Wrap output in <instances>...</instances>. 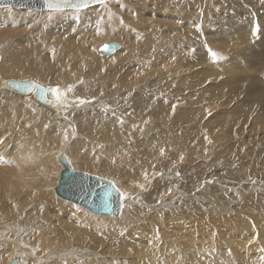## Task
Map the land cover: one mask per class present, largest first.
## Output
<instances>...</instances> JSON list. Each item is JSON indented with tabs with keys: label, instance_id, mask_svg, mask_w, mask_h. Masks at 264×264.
Listing matches in <instances>:
<instances>
[{
	"label": "bare ground",
	"instance_id": "6f19581e",
	"mask_svg": "<svg viewBox=\"0 0 264 264\" xmlns=\"http://www.w3.org/2000/svg\"><path fill=\"white\" fill-rule=\"evenodd\" d=\"M154 1L155 0H142L138 6L129 7L127 13L134 11L136 15H127V13H124V18L122 19L125 20L126 18L128 24H125L124 21H120L117 19L113 20V24L111 26H106L105 24L102 25V27L105 29V34L109 37H111L112 34L121 35L123 33H126L128 37L138 38L136 42L139 45H129L126 47L125 53H127V55H133L138 59L140 58V55H142L143 53L147 54V52L151 50V58L153 60L150 59L146 62L151 61L148 63L165 65L166 67V70L164 72L155 75L154 81L149 83V85L144 90L136 94V96L128 101H121L118 108H122V111L116 110L117 108L115 109V111V107L113 106V109L109 110L107 108H104V110V106L102 105V103H100V99L104 98H100L98 94L106 93L107 95L118 96L122 98L125 96V94L127 95L130 90L122 89L117 84L110 86V83H107L109 79L105 81L104 75H102L99 70L91 68V65H89L90 63L88 62V59L83 51V48L87 46V36L85 34L90 33L89 26L94 13H90V10H84L82 12H75L76 14H74V16H66L65 18H62L59 16L60 13H65L62 10L61 12H46L45 10L38 9H24L25 11L32 12L34 10H38V12L25 14V12H18L10 7L0 8V39L2 40L7 39V36L11 33L19 34L22 31L23 33H25L29 30L33 32L34 30H36H32L33 27H42V31L45 30V27L48 30L50 29L55 31V33L50 35L48 38H42L39 44V47L41 45H46L47 49L51 53L54 52L55 55L51 56L49 55V53L39 50L38 54L34 57V61H27L28 54H24L21 59L22 62H19L15 58L18 57V49L20 48L21 40L20 44H16V38L11 39L9 42L8 40H6L5 42H0V88L7 89L8 91H10L9 93L21 96L17 94L20 93L18 92V90L12 88L10 84H8V81L30 80L43 86L53 85L55 87V90L59 89V95L57 94L56 96L57 99L54 98L52 94L47 95L48 100L54 101L53 105L39 102L34 90L31 91L33 92L32 95H34L35 97L34 100L38 101L35 107H40V110H42L45 114L44 119L41 121L38 118H35L36 112L38 113V111L31 104L32 101L36 103V101L33 100L32 95H30L31 97H29L32 100L28 99L23 101L24 106L22 108H20L18 104V99L12 97H9L5 100V105H9L12 113L14 114V118L19 120L22 116L26 117V130L29 132L27 133L30 134V136H35L36 139L39 138V140L41 141H46L45 135L51 132H60L62 130L67 134V126H69L71 129L68 140H65L64 135L61 137V140L59 139V143H62L63 146L58 149L59 151L56 154V160L58 163H60V170L58 174L53 176H58L57 184L54 186L53 191L46 188L47 190L44 189L45 192H34L33 189L31 190L26 184L22 183L23 180L26 182V174H32L31 171L33 170V165H35L33 163L34 157H31L33 154H22V166L19 167V169L15 166V169L13 168V171H0L4 176L2 180L3 188L0 190L3 193L2 195L6 196L4 205L0 206V220H3L4 224L9 225L11 224L9 223V221L13 223L15 219L18 220L21 218V215L19 216L16 214V211L19 214V201L23 200V202L25 203L30 200L31 202V199L33 200L37 197L43 199L46 198V200L52 201L50 195L55 194L54 196H57L56 187L58 185V181L60 180V175L63 171V165L59 161V156L61 154L66 155L69 162L72 161L71 164L73 166V159L71 158V156H68L70 148H79L81 150L80 145L86 142V140L82 141L81 138L77 137V132L76 134L75 132H73L74 129L71 126V123H74L76 131L78 130V133L80 135L81 133L84 134L85 132L99 133L107 140L122 137L127 138V140L124 141V146L121 142L122 145L119 143V145L114 146L113 150H109L108 152L114 157H118V155L121 153L123 155L121 156V158L123 157V160L125 159V156L127 157L128 161H123V165H120V170L116 168L115 172L120 177H122V180L127 179L131 185H134L136 183L135 185L137 189L140 188L137 181L145 174V167L152 162H149L150 154H153V152L157 151L158 149L161 150L166 148V144L177 145L182 149L181 151L190 150L188 154H193V152L196 151H204L205 142H211L210 134L206 135L204 131L207 130L211 132V130H214L215 128H213L214 123L212 124V116L209 115V111L207 109V105H211L212 103H214V105H222L223 109L217 113H214V117L220 116V119L221 117H224V122H222L224 124L221 128L227 129V136H225L226 139L224 138L225 142L223 143V145L218 146L217 151H219V148L221 147V151L227 152L226 155H223H225L227 158L229 156V158L233 159L234 154H238L240 157V154L244 150L253 152V146H264V59H262L264 56V1L165 0L163 2L165 3V7H162L164 9H158L156 5L153 4ZM244 1H246V4H243ZM97 5V7H100V4ZM98 9V15L104 12L101 8ZM51 13L55 16L52 17ZM104 13V16H100L107 18L106 12ZM256 15L260 16V20H257ZM211 20L215 21L211 22ZM26 21L27 23L31 24L33 22V26L29 24L27 26V24H25ZM201 22L203 23L204 28H202V26L198 27ZM41 23H43L44 25H42ZM30 26L32 27L28 29ZM132 26H134V29L132 28ZM142 26L145 28L148 27L152 31L150 33L144 31V34L141 35L137 32L136 29L142 28ZM83 27L86 30L84 34L79 31L80 28ZM96 28L97 25L95 29L92 30L95 31ZM29 41H31V39H29ZM214 41L218 42V44H216V47L211 46ZM47 42H50V46L47 45ZM60 48L62 49L58 51V49ZM120 57L121 62L118 63V58ZM123 59L124 56H116L110 58L109 60H111V66H113V68L120 70L123 66ZM14 60L16 61L14 62ZM17 62L21 63L22 65L18 64ZM33 64L36 65L35 67L41 71L46 68L51 72V74L55 75V79L57 80L59 78L72 75L75 70H72L71 68H76L74 65H79L78 68L80 67L82 71L84 70V72L86 71L90 75L94 76L95 79L91 77L92 81H90L89 79L84 77L86 80L82 83V85L73 86V83H75V81L79 79L77 78L74 81L70 82L72 83L71 89L68 88L69 84L66 82H57L51 84L50 82L45 83L41 82L37 78L28 76L29 72L32 70ZM168 68H170L169 71H167ZM57 69H61V72H58ZM8 72H11V74L15 73L17 75H15L14 77V75L11 76L10 74L9 79H7L8 77H5L7 75L5 73ZM209 80H212L213 82ZM132 81L136 83V79ZM222 81H224V91L222 88ZM69 91L71 92L70 94ZM77 91H82L81 93L83 94H77ZM159 92L163 93V97L159 95ZM2 93L6 94L7 92ZM107 95H105V98L111 101V98ZM22 97L26 98L28 96L26 95ZM176 97H181L180 100L185 102V105L183 106V108H179V117L174 119L173 123H170L168 121V112L172 109V106H169L168 103ZM103 101L104 100H102L101 102ZM109 103L110 102H108L107 104ZM45 105L52 106V108H47L45 107ZM74 106H82L84 108L80 110H74ZM129 108H133L135 111L139 112L142 118L144 116L151 115L159 119H165L166 122L162 120L163 122L160 121V125H158L157 123L149 124L148 128L143 131L142 137L149 136L151 133L149 135H147L146 133L152 130V133H155L159 128L158 132L155 134V137L152 140H144L135 135L133 136V138L135 137L133 140L134 142L131 141L133 143L131 146V143H129L131 133L129 134L127 130L130 125L135 130L137 127V123L142 122V119L139 116H133L132 114L127 112V109ZM112 110H114L115 112H112ZM31 113L33 116L31 115ZM47 113L49 114L47 115ZM27 114L31 115L32 117H28ZM59 116L61 117L59 118ZM4 120L5 113L4 115L0 114V124ZM234 127H237V131L234 130ZM247 128H249V134L246 132ZM260 130H262L263 133H259ZM135 131L132 134H135ZM73 134L74 138H71ZM85 135L89 137L88 134ZM174 136H177V138L175 139ZM47 139L49 142L51 141V138L48 137ZM88 139H90V137ZM139 139L140 142L138 143ZM64 140L67 141V143H65ZM88 145L91 146L92 143L90 142L89 144L88 142ZM245 145L251 146V148H245ZM17 148L21 152L27 150V148L23 144H18ZM212 148L214 149V147ZM182 157L177 156L176 159L175 157H156L157 159L155 161L157 164L155 168L158 169H155L154 171L151 170V173L153 175L151 176L150 173L145 178L148 184H150L152 180L154 181L153 186L151 185L153 187V189L150 190L151 192L147 190V184L142 187L143 189L141 188L138 191H125L124 189L123 191L120 188L124 195L123 208L121 209L120 215L115 217H98L106 220L109 219L108 222H121L123 220L124 222L128 221L133 223L135 221H140V218L145 213H147V210L149 211V214L150 212L152 213V211L154 210L151 208H154L155 210L157 208L158 210L162 208V205H164L165 207L168 205V207H170V204L172 206V211H174L175 213L180 212L181 214V210H183L184 212V207L186 206L182 201H186L187 203H191L193 205L194 203L198 204L194 200H192L194 203H192L191 200H182L178 195L185 196L186 192L189 193L197 187L201 186V176L207 177L210 175L212 163L219 164L217 161L225 159L226 157H218L214 160H208L207 158L195 163L190 161L189 155L188 159H184ZM48 158L51 161L52 159H55L51 156H48ZM48 158L47 161H49ZM110 158L111 157H109V159ZM38 160L40 164L44 161L40 157ZM111 160H106L105 163L97 161L91 163L90 166L94 170L105 171L106 165L112 166L114 164V162ZM178 160H182L180 165L177 164ZM191 160L193 159L191 158ZM228 161L230 162L231 160ZM234 161H236V159ZM120 162L121 161L118 159L117 163L120 164ZM238 162L240 161L238 160ZM224 164L226 163L224 162ZM38 167H40L39 170L46 168V166L43 165H39ZM114 168L115 166L112 168V171H114ZM195 173L198 176H196ZM178 175L180 177H178ZM223 175L233 180L227 181L226 185H233L234 187H236L237 184L240 185L241 183L239 181L247 176L243 171L235 172L233 170H225L223 172ZM124 176H127L128 178H125ZM157 178L160 180H158ZM48 183V179L40 178V180H35L33 182V186L36 185L37 187H39ZM197 184L200 185L198 186ZM263 186V184H260L259 187L261 188ZM205 187L207 190L209 187H211L209 188V192H211L212 195L210 196L212 198H210L216 199V201H218V195H221L224 190L222 186L216 184H209L208 186L207 184H205ZM204 189L205 188H203V190L201 189V194L204 192ZM225 189L228 190L229 187H226ZM146 190L148 192H146ZM132 193H135L136 196H134ZM188 193H186V196ZM164 194L167 195L164 196ZM196 194H199V191ZM16 197H18V199H16ZM221 199L222 198H219V200ZM61 200L52 201V203L55 204L56 209L58 207H61L65 214L79 212L85 220H93L94 222H96L86 212L71 205L72 202H68L70 203L68 204L65 203L68 200L64 199L65 202H62ZM172 201L173 203L175 202V204L172 205ZM216 201L214 202L216 203ZM30 202H28V204ZM206 204H208V202ZM225 204L226 202L222 203L221 205L226 209ZM189 205L190 204H188V207ZM205 207H207V205ZM223 207H219L221 208L220 212L225 210ZM25 208L26 206L23 209L25 210ZM138 209L146 212H143L141 216V214H136ZM192 209L194 208L192 207ZM192 209L190 208V210L192 211L191 215L193 214L194 217L195 212L193 213ZM201 211L202 210H200V212ZM169 212L170 211H168V214L172 213ZM138 213L141 212L138 211ZM206 214H208V212ZM159 215H156V223L162 217V214L160 216ZM147 216L148 215H145V218ZM150 217L154 216H149V219ZM163 217L168 218L166 214H164ZM4 218H8L9 221L5 220L4 222ZM197 218H195V221L193 222L194 226H196L197 224ZM28 219L29 216H27V220H25V222H27ZM254 219L256 221H260L261 217L259 214H255ZM201 220L202 219H200V221ZM219 220L221 221L222 219ZM32 221L34 220L32 219ZM35 222H37V224L39 223L38 221ZM30 223L33 224V222ZM175 223H178V221H176ZM19 226V230L12 229L14 233L10 235H13V238L11 240L12 242L10 243V247L8 249V251L11 253L5 254L2 250H0L1 254L3 255L0 257V264H17L18 262V264H21L22 262H26V264H29L36 260H34L33 258L34 255H38L37 257L42 255L44 258L52 257V259L59 256L60 258H66L67 260L68 257H70V254L75 250V247L70 249L69 247L63 246L68 244L69 232L59 231L60 233H63L62 238H59L57 236L59 239L53 238L54 236H51L52 238L49 237V239H38V236L33 240V236L35 237L41 234H37V232H35L31 236H28L24 240H22V237L18 235L19 231L24 232L27 228L28 230H32L33 232L34 230L32 228L29 229L30 226L28 227L27 225ZM111 226L115 227V225L113 224ZM177 227L179 228L182 237L192 238L193 233V235L195 236L197 235L196 233H198L196 232V229L194 231L193 228L189 229V231L193 230L191 234L187 232L184 233L182 231V228H187V223L181 224L180 226L177 225ZM249 229L250 231H252V229L255 230L256 228L250 226ZM173 232L174 234H171L172 236L175 235V231ZM259 232H264V225L260 226ZM52 233H54V231ZM9 234L10 233H6L5 238L3 234H0V247L7 246V239H10ZM176 235L179 234L176 233ZM82 241L83 239L79 240L78 242L82 243ZM81 250L82 249H78L77 247V251ZM86 253L87 252L82 253L79 257H82L83 255L85 257ZM63 260L60 261L58 259L59 264ZM49 261L51 263V259ZM52 264L54 263L52 262Z\"/></svg>",
	"mask_w": 264,
	"mask_h": 264
},
{
	"label": "rangeland",
	"instance_id": "374dc122",
	"mask_svg": "<svg viewBox=\"0 0 264 264\" xmlns=\"http://www.w3.org/2000/svg\"><path fill=\"white\" fill-rule=\"evenodd\" d=\"M141 1L142 0H109L105 3L100 4L99 5L100 7H97L98 5H96V6H92V7L81 9V10H62L65 13L59 14L60 17L65 18L66 16H74V14H76L75 12H82L84 10H90L89 11L90 13H94L90 26H89L90 33L85 34L87 36V40H86L87 46L83 48L84 54L87 57L88 62L90 63L89 65H91V68H95L99 70L102 73V75H104L105 81L109 79L107 83L108 84L110 83V86L117 84L122 89L130 90V92L127 95L125 94V96L122 98L118 96L107 95L106 93L98 94L100 98H104V99H100V103H102V105L104 106L103 109L107 108L110 110V109H113V107H115L114 110L117 108L116 110L122 111V108H118L121 101H128L132 99L134 96H136V94L144 90L149 85V83L154 81L155 75H158L159 73L164 72L166 70L165 65L149 64L148 62H151V61L146 62L147 60H150V59L153 60L151 58L152 57L151 50L148 51L147 54L143 53L142 55H140V58L138 59L134 57L133 55H127V53H125V49L127 46L138 44L136 42L138 38L128 37L126 33H123L121 35L112 34V36L109 37L105 34L104 32L105 29L102 27L103 24H105L106 26L107 25L111 26L113 24V20H117V19L120 21H124L125 24H128V22L126 21V18L125 20L122 19L124 18L123 16L124 13L128 12L129 7L138 6ZM164 1L165 0L163 1L155 0L153 4L156 5L158 9H164L162 8V7H165V3H163ZM243 4H246V1H244ZM10 8L18 12L19 11L22 13L25 12V14L27 13L31 14L33 12H38V10L37 11L34 10L32 12V11H25L24 9H18L14 7H10ZM98 8H101L102 11L106 12L107 18L101 17L105 15L104 12L98 15L99 13ZM51 11L61 12V10H51ZM51 11H48V12H51ZM127 15H136V13L132 11V12L127 13ZM51 16L54 17L55 15H52L51 13ZM256 18L257 20H260L259 15H256ZM213 21L215 20H211V22ZM25 24H27L28 26V24L32 25L34 23L33 22L32 24L27 23L26 21ZM41 24L44 25L43 23ZM96 25H97V28L95 31H93L92 29H95ZM32 26H30L28 29H30ZM200 26L204 28V25L202 22L199 24L198 27ZM21 27H24V26H21ZM41 28L33 27L32 30L36 29L33 32L29 30L25 33H23V31L20 32L19 34L11 33L7 36V39L5 40L0 39V42H5L6 40H8L9 42L11 39L16 38V44H20V40H21V45H20V48L18 49V57H15L19 62H22L21 59L24 56V54H28L27 61H34V57L38 54L39 50L45 51L49 53V55L54 56L55 53L54 52L51 53L47 49L46 45H41L39 47V44L42 38L44 37L48 38L50 35L55 33V31L50 30V29L48 30L46 27H45V30L42 31ZM132 28L134 29V26H132ZM136 30L141 35L144 34V31L147 33H150L152 31L150 28L148 27L145 28L143 26L142 28H137ZM79 31L83 34L86 32L84 27L80 28ZM29 39H31V41H29ZM107 41H115L119 43L121 45L120 47L121 49H118V51L113 54H105V53L100 52L99 47ZM214 42L211 44V46L216 47V44H218V42L217 41H214ZM47 45L50 46V42H47ZM61 49L62 48L58 49V51ZM218 52H221V51H218ZM116 56H124V59L122 60L123 66L120 70L113 68V66H111L112 65L111 60H109L110 58H113ZM262 59H264V56ZM15 61L16 60H14V62ZM120 62H121V57L118 58V63ZM18 64L22 65L21 63H18ZM35 66L36 65L33 64L32 70L29 72L28 76H31L32 78L33 77L37 78L41 82H45V83L50 82V84L57 83V82H66L69 84L68 88L70 89L72 88V83L70 82L74 81L77 78L79 79L75 81V83H73V86L82 85V83L86 80L85 78L89 79L90 81H92V78L95 79L94 76L90 75L86 71L84 72V70L82 71L80 67L78 68L79 65H74L77 69L71 68L72 70H75V72L72 75L59 78L58 80L55 79V75L51 74V72L47 70L46 68H44L41 71ZM169 69L170 68H168L167 71H169ZM57 71L61 72V69H57ZM5 74L7 75L6 76L3 75V76H5L6 78L8 77L7 79H9L11 72L10 73L8 72ZM13 75L15 77V75L17 74L12 73L11 76ZM134 79H136V83L132 81ZM209 81L213 82L212 80H209ZM221 83H222V88H223L224 81H222ZM48 86H53V85H48ZM0 90H1L0 91L1 93L0 94V114L4 115L5 113V120L1 122L0 124V171L1 170H4L5 172L13 171V168L15 169V166L16 168L19 169V167L22 166V158H21L22 154L24 153L33 154L31 157H34L33 159V163L35 164L33 165L34 171L33 170L31 171L32 174H26V178H25L26 182L23 180L22 183L26 184L31 190L33 189L34 192L44 191V189L45 190L51 189L53 191L54 190L53 188L57 184V180H58V176H55V177L53 176L58 174L60 170V166H59L60 163H58L56 160V154L59 151L58 149L63 146L62 143L61 144L59 143V139L61 140L62 139L61 137L64 135L65 140H68L70 132H71L70 127L67 126L68 128L67 134L61 130L60 132H51L45 135L46 141H41L39 140V138L36 139L35 136L33 135L30 136V134H28L29 132L26 130L27 128L26 117L22 116L19 120L14 118V114L12 113L9 105L7 106L5 105L6 103L5 100L9 97L16 98L19 101L18 104L20 108H22L24 106L23 101L31 99L29 97H31L30 95H32L33 92L22 93V94L16 92L17 94L21 95V96H18V95L9 93L10 91H8L7 89L0 88ZM223 91H224V88H223ZM2 92H7V93L4 94ZM81 92L82 91H77L76 93L83 94ZM70 93L71 92L69 91V94ZM26 95L28 97L26 98L22 97ZM105 95L109 96L111 98V101L105 98ZM159 95L163 97L162 92H159ZM32 98L33 100L35 99L34 95H32ZM91 98H88V99H91ZM180 98L176 97L172 101H169L168 103L169 106H172V109L169 110L168 112V121L170 123H173L174 119L179 117V108L181 109L185 105V102L181 101ZM102 100L104 101L101 102ZM107 100L108 102H110L109 104H107L108 103ZM34 101H36V103L33 101L31 103L33 107H35V105H37L38 103L37 100H34ZM207 106H208L207 109L209 111V115L212 116L213 118V119L211 118L212 124L214 123L213 128L214 127L215 128L214 130H211V132L207 130L204 131L206 135L210 134L211 136V142L210 143H208L207 141L205 142L204 151L193 152L194 154L193 155L192 153L188 154L190 150L181 151L182 149L177 145L166 144L165 145L166 148L161 149V150L158 149L157 151L153 152V154H150L149 162L150 161L152 162L145 167V174L142 177H140V179L137 181V183L140 186L139 189L136 188V185H135L136 183L134 185H131L127 179L122 180V177H120L115 172L116 168L120 170V165L122 164L123 161H128L127 157L125 156V159L123 160V157L121 158V156H123L121 153L118 155V157H114L110 155V153L108 152L109 150H113L114 146L119 145V143L121 144V142L124 146L125 144L124 141H126L127 138L122 137V138H115V139L107 140L99 133H85V132L84 134L81 133L80 135L78 133V130L76 131V127L74 123H71V126L74 129L73 132H75V134L77 132L78 134V136L77 135L76 136L81 138L82 141L86 140V142L80 145L81 150L79 148H70L69 155L68 154L67 155L71 156V158L73 159V167L76 170L88 171L93 174H97L102 177L108 178L114 181L118 185V187L121 188L122 190L124 189L125 191H138L147 184V187H148L147 190L150 191L153 189L152 186H153L154 181L152 180L151 183L148 184L145 178L151 173V170L154 171L155 169H158V168H155L157 164L155 161L157 159L156 157L158 158L175 157L176 159L177 156H181V157L183 156L182 158L188 159V155H189L190 161L194 163L197 161H201L203 159H207V158L208 160H214L218 157H223V158L226 157L225 155L227 154V152L221 151L220 149L221 147L219 148V151H217L218 146L223 145L226 139L225 136H227V129L221 128L223 127V124H224L222 123L224 122V117H221V119H220V116L214 117L215 116L214 113L221 111L223 107L222 105L220 106L218 104L214 105V103H212L211 105H207ZM37 107L38 106H36L35 108L38 111V113L36 112V115L35 113L34 115H35V118H38L41 121L44 119L45 114L42 110H40L41 109L40 107H38V109ZM45 107L52 108V106H48V105H45ZM79 107L80 106H74L73 109L80 110L84 108L82 106L80 108ZM114 110H112V112L116 111ZM127 112H129L133 116H139L142 119V122L137 123V127L135 129L136 131L131 125L129 126L127 130L129 134L131 133L130 134L131 138L129 141V143H131V146L135 138V137L133 138V136L135 135L139 136L140 139H144V140L145 139L152 140L155 137V134L158 132L159 128L155 133H152L153 130L152 131L148 130L149 132H147L146 134L147 135H149L150 133L151 134L147 137H142L143 131H145L148 128L149 124L157 123L158 125H160V121L162 120L166 122L165 119H161V118L159 119L151 115H147L142 118L140 116V113L135 111L133 108L127 109ZM28 114H27L28 117L32 115V113L31 115H28ZM48 114L49 113H47V115ZM60 117L61 116H59V118ZM213 120H215L216 122ZM131 127L133 130L131 129ZM234 130L237 131V127H234ZM134 131L136 133L132 134L134 133ZM92 132H95V131H92ZM246 132L249 134V128H247ZM259 133H263L262 130H260ZM85 134H88L90 139H88L89 137H87ZM48 137L51 138L50 142L47 139ZM174 137L175 139L177 138V136H174ZM71 138H74V134ZM140 139L138 143L140 142ZM88 142L89 144L91 142L92 145L89 146ZM65 143H67V141H65ZM18 144L25 145L27 150L23 152L19 151L17 148ZM212 147H214V149ZM245 148H251V146L245 145ZM252 148L254 149L253 152L244 150L240 154V157L238 154H234L233 159L229 158L228 156V158L226 157L227 159L225 158L226 160L225 159L218 160L217 162L219 164L212 163V167H211L212 169L210 171V175L207 177H202L200 175L201 176V179H200L201 186H199L200 184H197L200 188L197 187L198 189L196 188L189 193L186 192L188 193L187 196H186V193H185V196L178 195L179 198H181L182 200H188V201L191 200L192 203H194L192 201L194 200L196 203H198V204L194 203L193 205L191 203H187L186 201L185 202L182 201L183 203H185L184 205L186 206L184 207L185 209L184 212L183 210H181L182 211L181 214L180 212L175 213L174 211H172V206L169 204L170 207H168V205L166 207L162 205L161 209L157 210L156 208L157 212L154 208H151L154 210L152 211L153 214L151 212L149 214V211L147 210L148 214L145 213L143 216H142V213L146 211H142L141 209L140 210L138 209L136 214H141L142 216L140 218L141 220L138 218L140 220L138 222L136 221L133 223L128 222V221L124 222L123 220L121 222H118V221L108 222L109 219L106 220L101 217H98L102 215L95 214L89 211L88 209H86L85 207L72 202L71 205H73L77 209H80L86 212L89 216H91L97 222L96 223L93 220L92 221L85 220L80 215L79 212L65 214L61 207L60 208L58 207L56 209L55 204L52 203V201L63 199L59 197L57 194L56 195L61 199H59L57 196L55 197L54 196L55 194H54V195H50V198L52 201L50 200L48 201L46 200V198L43 199V198L37 197L36 199L35 198L33 200L31 199V202L29 200L28 202L30 203L28 204V202L24 203L23 200H21L19 201V206H20V209L18 210L19 214L16 211L17 215L19 216L21 215L20 219L18 220L15 219L14 222L12 223L11 221H9L8 218H4V222L6 220V221H9V223H11L9 225L4 224L3 220H0L1 222L0 223V234H3L5 238L6 233H10L9 234L10 239H7L8 240L7 246L0 247V250H2L5 254L11 253L8 251V249L10 247V243L12 242L11 240L13 238L12 237L13 235L10 236L12 233H14L12 229L19 230L20 228L19 225H23V226L27 225L28 227L30 226L29 229L32 228L34 232L32 230L31 231L28 230V228L24 232L19 231L18 235L22 237V240H24L28 236H31L35 232H37V234H40V233L41 234L35 237L33 236V240L38 236H39L38 239H49V237L52 238L53 236H54L53 238H58V237L62 238L63 233H60L59 231H65V232H69V235H68L69 241L67 245H63V246L69 247L70 249L75 247L74 252L70 254V257H68L67 260L66 258H60L59 256L54 257L52 259V257L44 258L42 255L39 257H37L38 255H34L33 258L34 260L35 259L36 260L29 264H43V263L52 264V262L54 264H59L58 259L60 261L64 259L60 264H66V263L67 264H264V232L262 233L259 232L260 226L264 225V186L261 188L259 187L260 184L264 185V182H261V181H264V146L258 145V146H253ZM203 153L204 154L206 153V154L204 155ZM203 155L204 156L207 155V156L204 157ZM48 156H51L52 158L54 157L55 159L54 160L52 159L51 161L49 160ZM39 157L44 160L41 164L39 163V160H38ZM109 157H111L112 160L111 158L109 159ZM47 158L49 161H47ZM191 158L193 160H191ZM118 159L121 161L120 164L117 163ZM235 159L237 162L234 161ZM237 159L240 162H238ZM106 160H109V161L111 160L114 162V164L112 166H107L105 164L106 165L105 171L94 170L90 166L91 163H94L97 161L99 162L101 161L105 163ZM228 160H231L232 162L231 161L229 162ZM181 161L182 160H178L177 164L180 165ZM205 162H208V161H205ZM224 162L226 164H224ZM39 165L46 166V168L39 170L40 169V167H38ZM114 166H115L114 171H112V168ZM225 170H233L235 172L243 171L245 172L247 176L239 181L241 183L240 185L237 184L236 187H234L233 185L228 186L226 185L227 181H233V180L223 175V172ZM0 174H1L0 175V189H2L3 188L2 180L4 176H3V173L0 172ZM152 175L153 174L151 173V176ZM179 175L178 177L181 176ZM196 176L198 175L196 174ZM20 177H21V174H20ZM124 177L128 178L127 176H124ZM40 178L48 179L49 183L43 186H39V187H37L36 185L33 186V182L35 180H40ZM205 184H207V186L209 184H212V185L216 184V185L222 186L224 190L221 193V195H218V197L222 199L219 200V198H217L218 201H216V199H211L212 197L210 195L212 194L211 192H209V188L211 187H209L207 190L205 187ZM226 187H229V189L226 190L225 189ZM203 188L205 189H204V192L201 194V189L203 190ZM147 190L146 192H148ZM198 191H199V194H196ZM207 193H210V194H207ZM2 194L3 193L0 190V206H3L5 203L6 196ZM132 194L136 196L135 193H132ZM165 195L167 194H164V196ZM199 197H201L203 200ZM16 199H18V197H16ZM63 200L61 201L65 202V200L64 201ZM206 201L208 202V204H206L207 203ZM214 201H216V203ZM47 202H48V205H47ZM68 202L71 203V201H66L65 203H68ZM225 202H226L225 204L226 209L221 205L222 203H225ZM171 203L172 205L175 204V202L173 203V201ZM204 203L207 205V207H205L206 205ZM188 204H190L189 207H188ZM24 205L26 206L25 210L23 209L25 207ZM167 207L170 210H168ZM192 207L194 209H192ZM219 207H223L225 210L220 212L221 208ZM190 208L193 210V213L195 212L196 216L194 215V217L195 218L198 217L196 221L197 222L196 226H194L193 224V222L195 221V218L193 217V214L191 215L192 211L190 210ZM200 210L202 211L200 212ZM28 211L31 213V215ZM138 211L141 213H138ZM168 211L172 213L168 214ZM196 212H200V213H196ZM207 212L208 214H206ZM182 213L183 214L185 213V214L183 215ZM159 214L160 215L162 214V217L156 223V220H157L156 215H159ZM164 214H166L168 218L163 217ZM255 214L260 215L261 217L260 221H256L254 219ZM145 215H148L147 216L148 218L147 217L145 218ZM190 215L192 216V218ZM27 216H29V219L27 222H25V220H27ZM31 216L32 217L36 216V217L32 218ZM149 216H154V217H150L149 219ZM143 217H144V220H143ZM31 218L34 221H32ZM199 218L202 219L203 222L202 220L200 221ZM164 219L165 220L169 219V220L165 221ZM219 219H222V220L220 221ZM29 221L33 222V224L30 223ZM35 221H38L39 223L37 224V222ZM174 221L175 222L178 221L179 224L175 223ZM185 223L188 224V227L182 228V231L184 233L187 232L191 234L192 231L193 230L195 231L196 229V232H198L196 233L197 234L196 236L193 235L194 233L192 234L193 236L192 238L181 236L180 230L177 227V225L180 226L181 224H185ZM112 224L118 228L111 226ZM201 224H203L204 226ZM200 226H203V227H200ZM250 226L256 229L255 230L252 229V231H250L249 229ZM190 228H193V230L189 231ZM53 231L54 233H52ZM173 231H175L174 236L171 235V234H174ZM176 233L179 235H176ZM81 239H83L82 243L78 242ZM69 242L71 245L69 244ZM75 245L78 247V249H82V250L77 251V247ZM84 252H87L85 254L86 256L84 257L83 255L82 257H79ZM1 256L3 255L1 254V251H0V257ZM74 257L75 258L79 257V258L75 259ZM44 259H45V262H44ZM50 259H51V263L49 261ZM21 264H26V262H22Z\"/></svg>",
	"mask_w": 264,
	"mask_h": 264
},
{
	"label": "water",
	"instance_id": "95a60500",
	"mask_svg": "<svg viewBox=\"0 0 264 264\" xmlns=\"http://www.w3.org/2000/svg\"><path fill=\"white\" fill-rule=\"evenodd\" d=\"M109 0H53L58 6L49 8L48 0H0V8L14 7L19 9L38 10H81L87 7L101 4ZM120 48L119 43L107 41L99 47V51L105 54H113ZM8 84L20 93H29L34 90L37 100L48 105H53L47 95L54 98L57 91L53 86H43L30 80H10ZM57 99V98H56ZM59 161L63 165L60 180L56 187L57 195L65 200L85 207L89 211L102 216H119L123 208V192L114 181L73 168L66 155H60Z\"/></svg>",
	"mask_w": 264,
	"mask_h": 264
},
{
	"label": "snow or ice",
	"instance_id": "6c2138e0",
	"mask_svg": "<svg viewBox=\"0 0 264 264\" xmlns=\"http://www.w3.org/2000/svg\"><path fill=\"white\" fill-rule=\"evenodd\" d=\"M70 0H64V3H69ZM87 0H85V6H86ZM49 8L57 7L58 5L53 2V0H48V5ZM57 94L59 95V89L56 90Z\"/></svg>",
	"mask_w": 264,
	"mask_h": 264
}]
</instances>
